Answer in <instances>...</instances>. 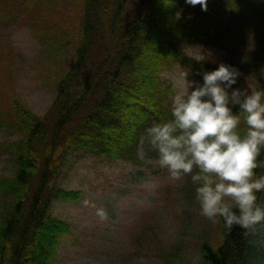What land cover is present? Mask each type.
I'll return each mask as SVG.
<instances>
[{
    "label": "trees",
    "instance_id": "16d2710c",
    "mask_svg": "<svg viewBox=\"0 0 264 264\" xmlns=\"http://www.w3.org/2000/svg\"><path fill=\"white\" fill-rule=\"evenodd\" d=\"M74 3L68 23L75 31L71 57L61 74L54 70V94L45 112L37 114L12 92L2 109L0 129L14 137L0 141L12 164L10 173L0 174V264H55L60 238L70 227L54 215L53 204L84 196L58 183L74 151L146 167L157 158L147 143L145 160L137 150L148 127L173 119L174 90L162 78L164 70L183 64L202 85L203 74L224 63L240 73L229 93L264 90V0H208L207 11L185 0ZM56 7L52 0H0V30L21 11H30L38 15L35 35L56 44L49 19L60 15ZM59 28L63 36L64 27ZM193 46L214 47L223 55L198 62L186 55ZM232 107L239 111V105ZM255 171L264 175V168ZM194 190L187 193L196 201ZM257 197L264 206V192ZM216 226L214 236L197 242L202 264H264V242L257 247L253 233L245 235L238 226L228 232L222 218ZM162 259L163 264H191L178 250L165 251Z\"/></svg>",
    "mask_w": 264,
    "mask_h": 264
},
{
    "label": "rangeland",
    "instance_id": "374dc122",
    "mask_svg": "<svg viewBox=\"0 0 264 264\" xmlns=\"http://www.w3.org/2000/svg\"><path fill=\"white\" fill-rule=\"evenodd\" d=\"M52 1L60 11L49 18L56 44L43 43L35 35L32 24L38 15L32 17L30 11H21L9 27L0 30V119L6 115L2 109L9 92L37 114L44 113L54 94V70L61 74L68 64L75 37L68 23L78 0ZM62 26L65 34L58 36ZM59 40L64 42V50L57 48ZM187 51L204 57L223 55L210 46L188 47ZM186 69L187 78L199 82L183 64L163 73ZM164 79L172 87L171 81ZM13 137L0 129V141ZM149 161L146 167L94 156L82 149L70 155L58 183L67 189H80L84 196L53 204L54 215L70 227L60 238L55 264H163L162 254L169 250H178L191 264H202L197 242L214 236L216 224L203 217L199 203L188 196L187 190L195 187L186 177L183 183L174 182L167 170L156 164V158ZM11 168L7 153L0 149V174L10 173ZM98 207L108 211L109 221H99L95 215ZM253 237L257 247L264 242V224L257 226Z\"/></svg>",
    "mask_w": 264,
    "mask_h": 264
},
{
    "label": "clouds",
    "instance_id": "9594fccd",
    "mask_svg": "<svg viewBox=\"0 0 264 264\" xmlns=\"http://www.w3.org/2000/svg\"><path fill=\"white\" fill-rule=\"evenodd\" d=\"M185 2L207 11L208 0ZM176 18H181L180 11ZM186 55L198 62L204 59L190 51ZM188 75L187 69L162 73L174 90L173 119L146 129L137 157L145 160L147 143L149 150L157 153L156 164L167 170L172 181L183 183L185 177L191 178L203 217L214 225L222 218L228 232L238 226L245 235L255 233L257 226L264 224V206L257 202V193L264 192V175L257 177L255 171L264 168L260 159L264 151V90L233 89L229 93L240 73L224 63L205 72L202 85L189 80ZM235 105H239L238 112L233 111ZM95 215L101 223L110 219L103 207L96 208Z\"/></svg>",
    "mask_w": 264,
    "mask_h": 264
}]
</instances>
